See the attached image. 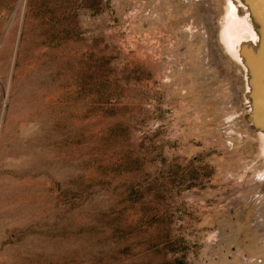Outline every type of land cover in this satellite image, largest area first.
I'll use <instances>...</instances> for the list:
<instances>
[{
  "label": "rangeland",
  "instance_id": "rangeland-1",
  "mask_svg": "<svg viewBox=\"0 0 264 264\" xmlns=\"http://www.w3.org/2000/svg\"><path fill=\"white\" fill-rule=\"evenodd\" d=\"M0 264H264V6L0 0Z\"/></svg>",
  "mask_w": 264,
  "mask_h": 264
},
{
  "label": "bare ground",
  "instance_id": "bare-ground-1",
  "mask_svg": "<svg viewBox=\"0 0 264 264\" xmlns=\"http://www.w3.org/2000/svg\"><path fill=\"white\" fill-rule=\"evenodd\" d=\"M250 6L262 7L264 6V0H244Z\"/></svg>",
  "mask_w": 264,
  "mask_h": 264
}]
</instances>
